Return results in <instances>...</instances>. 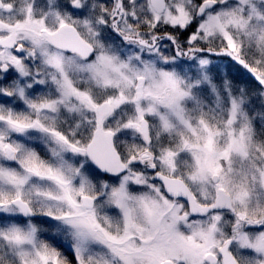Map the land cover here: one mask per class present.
Here are the masks:
<instances>
[{"label": "snow or ice", "instance_id": "snow-or-ice-1", "mask_svg": "<svg viewBox=\"0 0 264 264\" xmlns=\"http://www.w3.org/2000/svg\"><path fill=\"white\" fill-rule=\"evenodd\" d=\"M0 264H264V0H0Z\"/></svg>", "mask_w": 264, "mask_h": 264}]
</instances>
